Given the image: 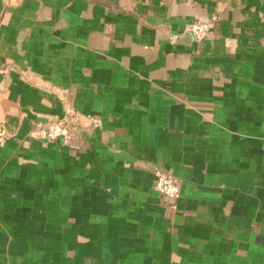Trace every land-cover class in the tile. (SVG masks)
Listing matches in <instances>:
<instances>
[{
  "label": "crops",
  "instance_id": "obj_1",
  "mask_svg": "<svg viewBox=\"0 0 264 264\" xmlns=\"http://www.w3.org/2000/svg\"><path fill=\"white\" fill-rule=\"evenodd\" d=\"M0 264H264V0H0Z\"/></svg>",
  "mask_w": 264,
  "mask_h": 264
},
{
  "label": "built area",
  "instance_id": "obj_2",
  "mask_svg": "<svg viewBox=\"0 0 264 264\" xmlns=\"http://www.w3.org/2000/svg\"><path fill=\"white\" fill-rule=\"evenodd\" d=\"M184 32L189 33L196 41L205 39L210 32V24L195 20L190 22L184 27ZM176 36H170V40L174 41ZM92 123L95 126L99 125V120L92 119ZM75 129L70 123L64 121H52L47 124L45 128V136L51 141L58 139H71L75 136ZM155 190L169 203L175 202L180 195V189L177 179L169 172L164 170H155Z\"/></svg>",
  "mask_w": 264,
  "mask_h": 264
}]
</instances>
